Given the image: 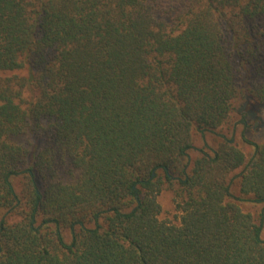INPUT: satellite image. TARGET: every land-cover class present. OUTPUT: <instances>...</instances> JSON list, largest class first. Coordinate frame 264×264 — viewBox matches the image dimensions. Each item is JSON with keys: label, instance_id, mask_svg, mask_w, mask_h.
Returning a JSON list of instances; mask_svg holds the SVG:
<instances>
[{"label": "trees", "instance_id": "1", "mask_svg": "<svg viewBox=\"0 0 264 264\" xmlns=\"http://www.w3.org/2000/svg\"><path fill=\"white\" fill-rule=\"evenodd\" d=\"M262 112L264 0H0V264H264Z\"/></svg>", "mask_w": 264, "mask_h": 264}, {"label": "rangeland", "instance_id": "2", "mask_svg": "<svg viewBox=\"0 0 264 264\" xmlns=\"http://www.w3.org/2000/svg\"><path fill=\"white\" fill-rule=\"evenodd\" d=\"M231 128H232L231 126L225 127L221 130V132L229 134L231 133ZM242 131H243V127L237 126L236 136H235L236 143L241 148V150H243V152L249 155L252 152V148L244 144L243 141L241 140ZM247 134H248L249 139L254 142H257V143L264 142V112L259 114V116L257 117L254 116V114L250 117ZM207 141L211 145H214L213 137L208 136ZM193 142H194L196 149H201L203 147V144H204L203 139L198 134L194 135ZM197 154H198L197 151L192 152V155L194 156V158L197 156ZM234 193L236 195H239L238 186L234 187ZM159 203L162 208L160 219L163 221L178 224L179 214L176 212L174 195L170 188L168 187L163 188L159 196ZM241 206H242L243 211L245 213L251 214L257 223L260 221V217L262 213L264 214V204L256 205V204L247 202V203L241 204ZM263 237H264V233H263Z\"/></svg>", "mask_w": 264, "mask_h": 264}]
</instances>
